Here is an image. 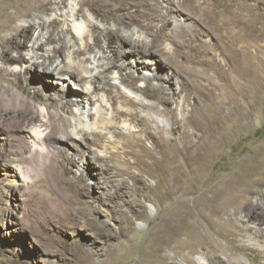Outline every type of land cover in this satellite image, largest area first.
Returning <instances> with one entry per match:
<instances>
[{
    "label": "rangeland",
    "instance_id": "1",
    "mask_svg": "<svg viewBox=\"0 0 264 264\" xmlns=\"http://www.w3.org/2000/svg\"><path fill=\"white\" fill-rule=\"evenodd\" d=\"M166 1L170 3L173 0ZM200 1L204 2L205 9L201 18L188 15L206 49L202 50L205 52L202 55L187 53L183 58L186 62L188 60L190 67L186 69L190 73L184 72L183 76L187 79L190 102L185 114L196 104L201 109H212L215 120L225 123L226 127L244 129V134L233 140L223 157L207 168L208 174L232 172L240 168L239 161L244 159L253 168L258 160H264V0ZM4 7L5 20L12 23L13 29H1L0 37L6 38L20 27L35 24L27 16V4L21 0H4ZM95 22L101 28L114 24L96 18ZM58 27H55L56 31ZM97 35L101 36V32ZM102 46L106 47L104 43ZM112 46L117 51L114 62L118 69L124 65L123 56L120 54L119 57L117 43ZM123 46L130 47L129 44ZM10 54L19 56L16 51ZM209 60L217 73L206 69V75H200L198 72L207 67ZM34 63H25L28 73L25 81L3 72L0 74V85L17 90L30 114H37L39 110L48 111L54 134L62 137V122L64 119L74 121L76 107L62 111L60 99L64 92L59 88L63 87L43 79L44 73L34 67ZM125 72L129 71L126 69ZM163 72L174 75L173 69ZM136 74L140 75L139 72ZM182 75H174L172 81H177L173 86L176 87ZM207 76H211L212 85ZM36 82L43 87L38 98L33 96ZM44 82L47 83L44 85ZM72 84L75 82L71 85L67 83L65 88L76 91ZM159 86L165 92L163 97H169L166 94L170 91L165 88L163 80L151 81V88L139 84L145 94L139 92L138 96L150 104H158L160 94L156 93L150 101H147L146 95ZM181 100L182 96H173L169 105H158V111L165 118L181 122L184 118L178 107ZM134 112L140 116L138 118L143 116L138 109ZM15 113L9 118L7 128L13 126L21 132L26 128L27 137L17 139L8 132H0V139L4 137L6 143L5 154L0 156V264H187L183 257L193 260L207 258L208 251L226 264L237 260L245 264H264V253L246 246L247 239L239 234H230L227 238L222 236L219 227L230 232L244 228V214L235 218L230 212L219 216L216 230L214 225L206 227V232L221 238V249H210L207 244H202L196 234L198 220H193L181 231L173 232L172 239H164L160 251L155 253L158 236L155 229L174 213L179 199L178 195H165L168 187L164 185L163 178L157 173L150 175L146 166H139L136 158L126 152L120 153L118 160L96 163L90 159L91 151L80 142L75 143L72 151L69 144L58 153L53 148L46 149V154H50V158L45 157L46 161L39 156L35 158L31 150L24 147L33 148L32 143L38 142L42 134L26 123L20 113ZM44 116L48 118L47 113ZM112 116V113H106L107 118ZM149 126L157 139H170V135L159 133L156 123L151 122ZM141 129L146 130V124L142 123ZM199 135L193 136L192 142H196ZM173 138L176 148L182 150L184 143L180 135ZM22 139V156L26 159L19 163L16 157L21 152L19 144ZM122 141L118 137V142ZM154 148L153 140L144 139L146 151ZM78 150L80 155L76 160L61 162L62 156L69 158ZM178 163L176 160L172 162L173 165ZM17 164L25 173L26 180L19 178L15 169ZM256 178H264V169L258 172ZM252 202H257L256 196H253ZM249 226L255 227L256 223L252 222ZM201 232L206 234L205 230ZM204 246L206 248L201 249ZM226 251H231L233 258L227 257Z\"/></svg>",
    "mask_w": 264,
    "mask_h": 264
},
{
    "label": "bare ground",
    "instance_id": "2",
    "mask_svg": "<svg viewBox=\"0 0 264 264\" xmlns=\"http://www.w3.org/2000/svg\"><path fill=\"white\" fill-rule=\"evenodd\" d=\"M21 2L27 4V16H30L35 24L20 27L6 38L0 37V74L6 72L25 81L28 74L25 63L39 62L38 65L35 63L33 65L44 73L43 79L56 82L63 87L59 88L64 92L60 99L62 111L66 112L74 106L76 115L73 122L63 120L62 137H57L48 111L39 110L37 114H30L17 90H9L0 85V132L2 130L8 132L17 139L27 137L26 128L24 132L15 130L13 126L7 128L9 118L18 112L26 123L42 134L38 142L32 143L33 148L24 147L25 150L30 149L35 158L36 156L44 160L45 157L50 158V154L45 152L46 149L53 148V151L58 153L66 144H69L72 151L73 147H76L75 143L80 142L91 151L90 159L96 163L100 160H118V155L126 152L136 158L139 166H146L150 175L159 174L164 180V185L168 187L165 195L169 197L178 195L179 199L175 201L177 208L174 213L162 220L155 229L158 235L155 239V253L160 251L164 239H172L173 232L181 231L193 220H198L196 234L202 244H207L206 247L210 249H221L223 247L221 238L206 232V227L214 225L216 230L219 227L218 218L223 212H230L235 218L244 214L245 220L242 221L244 228L238 232H230L219 227L222 236L227 238L231 236L230 234H239L247 239L246 246L264 253V178H256L258 172L264 169V160H258L255 166L250 168L244 159L239 161L240 168L230 170L232 172L216 171L208 174L207 168L223 157L233 140L244 134V129L226 127L225 123L215 120L212 109H201L196 104L185 114L186 106H190V102L187 96L189 90L187 79L183 76L184 72L190 73L186 72L190 67L188 60L186 62L183 58L187 53L202 55L205 53L202 50L206 49L205 42L200 38L199 31L192 20L190 21L188 14L201 18V12L205 10L204 2L200 0H173L170 3L166 0H21ZM4 8V0H0V30L13 29L12 23L5 20ZM95 18L114 24L108 28H101L95 22ZM57 25L59 27L56 31ZM99 31L101 36L97 35ZM52 43L55 44L48 46ZM102 43L106 47L102 46ZM113 43L118 45L119 57L120 54L123 56L121 60L124 65L118 69L114 62L117 51L112 49ZM124 44H129L130 47L124 48ZM11 51L18 52L19 56H12ZM202 68L203 70L198 72L200 75H206V69L217 73L210 60L207 67ZM126 69L129 72H125ZM171 69L174 70V75L183 74L176 87L173 85L177 80H174V83L172 81L174 75L170 76L163 72ZM207 79L212 85L211 76H207ZM158 80H163L165 88L170 91L166 94L169 97H163L165 92L160 86L154 87V92L146 95L147 101H150L156 93L160 94L158 104H150L145 98L138 96L139 92L145 94L139 88V84H146V87L151 88V81ZM71 82H75L72 85L76 91L65 88V85L67 83L71 85ZM46 83L44 82V85ZM241 84H244L242 80ZM42 92L43 87L40 82H36L33 96L38 98ZM173 96H182L178 104L184 116L181 122L174 118H165L158 111V105H169ZM137 109L143 115L141 118L134 112ZM44 113H47V119ZM106 113H112V118H107ZM40 121L42 123L38 126ZM151 122L156 123L160 134L170 135V139L162 137L157 139L150 131ZM142 123L146 124V130L141 129ZM197 133H200L198 140L192 142V137ZM178 134L184 143L182 150H178L174 145L173 136ZM118 137L123 139L121 143L118 142ZM144 139L154 141V150L144 149ZM22 141L24 139L19 144L21 152L16 157L19 163L26 159L22 156L24 152ZM5 145V139L1 136L0 156L5 154ZM111 148L113 151L110 152ZM78 155L80 150L71 153L69 158L62 156L60 160L73 161ZM175 160L180 164L173 165L172 162ZM15 169L19 173V178L26 180L27 177L19 164ZM253 196L257 197L256 203L252 202ZM252 222L256 223L255 227L249 226ZM202 230H205L206 234L203 235ZM225 254L233 258L231 251H226ZM183 260L187 264H206L207 261L208 264H226L215 258L211 251L207 252V258L199 257L193 260L190 257H183ZM233 264L245 263L237 260Z\"/></svg>",
    "mask_w": 264,
    "mask_h": 264
}]
</instances>
